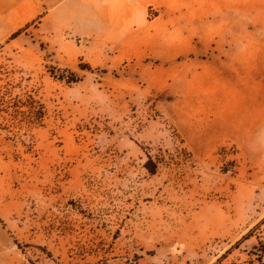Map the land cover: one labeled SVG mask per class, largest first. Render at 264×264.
I'll list each match as a JSON object with an SVG mask.
<instances>
[{
  "label": "rangeland",
  "instance_id": "rangeland-1",
  "mask_svg": "<svg viewBox=\"0 0 264 264\" xmlns=\"http://www.w3.org/2000/svg\"><path fill=\"white\" fill-rule=\"evenodd\" d=\"M216 1L74 0L0 46L22 264H264V0L223 34Z\"/></svg>",
  "mask_w": 264,
  "mask_h": 264
},
{
  "label": "crops",
  "instance_id": "crops-1",
  "mask_svg": "<svg viewBox=\"0 0 264 264\" xmlns=\"http://www.w3.org/2000/svg\"><path fill=\"white\" fill-rule=\"evenodd\" d=\"M73 1L74 0H0V46L9 41L12 36L24 31L31 24L37 23L58 12L59 9L67 6ZM258 1L259 0H250V2L244 3V5H246V9L250 7L254 9ZM202 2L207 5L212 4L213 0H202ZM215 3L218 4V9L221 11V14H218L224 16L223 18L220 17V19L226 23V27L222 31L223 34L228 27L231 28L232 24L239 20V0H217ZM224 12H226V14H223ZM206 14L204 16H207ZM220 35L218 34L217 36ZM227 49H232V47ZM234 67H237V65H234ZM261 67L262 68L259 69L262 74L260 77L261 82L259 79L256 81L257 77H254L252 83L254 86L260 85L262 87L261 97H247V99L262 103V118H264V63ZM253 90L254 89H252V91ZM252 91L250 92L252 93ZM262 124V128H264V120ZM8 241L5 233L0 231V264H22V262L16 258L15 250L10 248Z\"/></svg>",
  "mask_w": 264,
  "mask_h": 264
},
{
  "label": "trees",
  "instance_id": "trees-1",
  "mask_svg": "<svg viewBox=\"0 0 264 264\" xmlns=\"http://www.w3.org/2000/svg\"><path fill=\"white\" fill-rule=\"evenodd\" d=\"M18 34H19V33H17L16 35L12 36L10 39H13V38H14L15 36H17ZM10 39H9V40H10Z\"/></svg>",
  "mask_w": 264,
  "mask_h": 264
}]
</instances>
